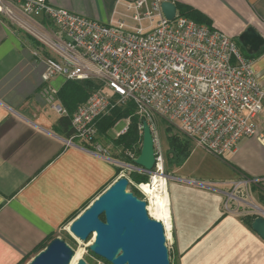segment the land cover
I'll list each match as a JSON object with an SVG mask.
<instances>
[{
  "label": "crops",
  "instance_id": "crops-1",
  "mask_svg": "<svg viewBox=\"0 0 264 264\" xmlns=\"http://www.w3.org/2000/svg\"><path fill=\"white\" fill-rule=\"evenodd\" d=\"M133 1L47 0L55 8L103 23L123 19L124 4ZM166 1L198 11L211 23L203 25L237 44L249 27L264 37V0ZM6 18L0 13V264H25L120 172L114 162L81 145H65L66 138L56 131L60 115L42 94L46 64ZM252 66L264 89V54ZM64 82L57 77L50 85L59 90ZM257 125L264 136V111ZM213 156L224 175L213 183L173 177L193 188L179 187L176 197L169 192L180 264H264V240L244 220L249 212L237 210L251 196L264 209L259 202L264 195V145L256 137L245 138L235 153ZM239 182L247 185L235 189Z\"/></svg>",
  "mask_w": 264,
  "mask_h": 264
},
{
  "label": "built area",
  "instance_id": "built-area-1",
  "mask_svg": "<svg viewBox=\"0 0 264 264\" xmlns=\"http://www.w3.org/2000/svg\"><path fill=\"white\" fill-rule=\"evenodd\" d=\"M164 1L126 3V11L120 13L123 19L103 23L55 8L47 0H0V13L30 31L47 50V55L38 51L34 55L46 64L42 94L55 112L68 115L57 99L58 89L50 85L53 79L101 84L73 113V134L64 143L81 145L114 162L129 184L133 181L126 173H148L150 180L137 188L151 218L156 195L169 194L165 152L154 115L176 124L185 136L217 157L235 153L245 138L256 137L264 145L257 125L264 111V89L252 61L232 38L216 29L178 12L173 20L167 19L162 11ZM44 18L55 30L46 28ZM127 103L135 106L141 119V134L145 122L151 128L152 172L134 163L136 152L125 153L128 163L114 159L100 140V118ZM156 178H164L165 190L157 189ZM240 185L247 182L236 183L234 188ZM168 206L171 209V200Z\"/></svg>",
  "mask_w": 264,
  "mask_h": 264
},
{
  "label": "water",
  "instance_id": "water-1",
  "mask_svg": "<svg viewBox=\"0 0 264 264\" xmlns=\"http://www.w3.org/2000/svg\"><path fill=\"white\" fill-rule=\"evenodd\" d=\"M162 11L173 20L177 6L164 1ZM240 41L248 53H257L264 46V37L254 27H249ZM134 163L148 172L155 165L154 139L146 122L141 153ZM128 186L126 177L118 178L70 223V234L82 242L94 235L90 251L110 264H171L164 224L149 216L146 201L129 191ZM251 227L264 240V211ZM74 256L72 246L56 238L26 264H71ZM76 264L88 263L79 259Z\"/></svg>",
  "mask_w": 264,
  "mask_h": 264
},
{
  "label": "trees",
  "instance_id": "trees-1",
  "mask_svg": "<svg viewBox=\"0 0 264 264\" xmlns=\"http://www.w3.org/2000/svg\"><path fill=\"white\" fill-rule=\"evenodd\" d=\"M178 13L180 16L187 17L191 20L199 24L211 25L210 21L203 16L198 11L184 6L177 5ZM43 23H49L47 19H42ZM14 27V26H13ZM15 28V27H14ZM16 29V28H15ZM18 31V29H16ZM34 41L33 39H31ZM35 42V41H34ZM238 46L242 50L245 58L247 60L253 61L258 58L260 55L264 54V47L257 53H247L243 48L242 44L239 42ZM100 83L95 80H84V81H67L65 82L58 92V100L63 107L67 110V116H60L57 122L56 131L65 138H69L73 134V128L71 124V117L73 113L76 111L79 105L87 101L89 96L95 92L99 87ZM123 119L129 120V125L127 131L119 137L111 138L115 147H118L123 150V152L134 151L137 150L136 155H140L141 153V141L142 135L139 130V125L141 120L139 116L136 114L135 106L132 103H127L125 105L117 106L113 108L109 114L100 118L98 121V131L100 136H108V132L117 125ZM174 125H167L165 128L166 140L168 144L167 150V162L168 165L173 166L175 168L182 167L187 160L190 158L193 150V141L189 139L187 136L183 135L179 131H175ZM121 171V168L118 169V172ZM131 177L137 181L147 180V175H139L138 173H131ZM139 198L141 194L133 190L132 191ZM259 202L264 206V195H260ZM77 216V215H76ZM74 216L73 218H75ZM256 215H248L245 217V221L248 225L251 226L252 222L256 218ZM70 219L68 222H71ZM102 220H105L104 216L101 217ZM57 237H51L46 244L41 245L37 250L36 254H38L41 250L45 249L48 244L56 239ZM92 253V252H91ZM95 255V254H94ZM98 257V256H97ZM100 258V257H99ZM102 259V258H100ZM104 260V259H102ZM107 262L106 260H104ZM26 261H24L25 263ZM108 263V262H107ZM26 264V263H25ZM110 264V263H108Z\"/></svg>",
  "mask_w": 264,
  "mask_h": 264
},
{
  "label": "rangeland",
  "instance_id": "rangeland-1",
  "mask_svg": "<svg viewBox=\"0 0 264 264\" xmlns=\"http://www.w3.org/2000/svg\"><path fill=\"white\" fill-rule=\"evenodd\" d=\"M5 17H7L6 19L10 23H12L16 29H18L20 36H22L24 39H26V41L33 46L35 51L40 52V54L42 53L44 55H47V50L44 47V45L30 31L21 27L16 20L12 19V17L7 16L6 14H5ZM43 24L46 26L47 29L55 30V26L53 24H51L50 22L48 24L47 23H43ZM144 26H146V24ZM31 39H33L35 42L32 41ZM65 82H67V81H65ZM59 90H58V92H59ZM57 99H58V95H57ZM59 102H61V101H59ZM153 122H154L156 130L159 134V140H160L161 146L165 152V173L168 176V179H167L168 189H169V192L171 193L172 197L178 196V194L180 192L179 187H184V186L186 187L187 186L186 188L193 189V188H191V186L189 187V185H185V184L177 181L173 177H176V178H194V179L200 178L204 181H212V183H213L215 179H218V178H221L222 176H224L222 173V169L219 167V165L214 160L215 157L213 156V154L209 153L205 148H202L199 145H197V143L192 139L191 140L193 141L192 143H193L194 147L192 150V154H191L190 158L188 159V161L186 162L185 166L181 170L177 171V168L168 165V162H167L168 144H167V140H166L165 128L169 124V125L175 126L176 132L177 131L181 132V131L176 124H172V123L168 122L166 119H164L163 117H160L157 115L153 116ZM128 125H129L128 119L121 120L120 122L117 123V125H115L108 132V136L110 138H116L118 134L122 133V131H124L128 127ZM101 142L105 145V148L108 150L111 157L115 158L118 161L128 163V161L125 157L126 152H123L122 149L115 147V145L112 142V139L110 142H106V143L103 141H101ZM142 142H143V135H142L141 147H142ZM136 150H137V148L133 152H135ZM121 171H120V177H121ZM126 174L129 175L130 179L133 181L132 184L131 183L129 184L128 190L131 192L133 190H136L141 194V192L137 188V185L140 183H145V182L149 181L150 175L148 173H142V174L138 173L139 175H147L148 178H147V180H144V181L143 180L137 181L131 177V174H128V173H126ZM141 197H142L141 199L143 200L142 194H141ZM250 198L251 199H247V201H248L247 205H245V204L238 205L237 210L240 212L248 211L249 215H252V214L256 215V216L261 215L264 211L263 207L261 205L257 204V199H253V196H251ZM173 200L175 202V199H173ZM230 202H232V200H230ZM233 207H236V206L233 205ZM225 209H228L226 204L224 206V210ZM202 211L206 212V209H199V212H202ZM171 212H172V207H171ZM69 225H67L65 228L61 229L56 234V237L61 238V239L65 240L68 244H70V246H72V248L75 250V253L79 249H82L83 252H82V258L81 259H85L88 264H108L104 260L100 259L96 255L91 253V251L89 249L90 245H92L94 242L95 236L92 235L88 239V241L82 242V241L74 238L70 234ZM164 226H165V224H164ZM172 226H173L172 232L170 229V232H169L170 236L169 237L167 236V229L165 226V232H166V238H167V247L169 249L171 264H180V256L176 252L175 218H174L173 212H172ZM76 263H77L76 261L73 262V264H76Z\"/></svg>",
  "mask_w": 264,
  "mask_h": 264
},
{
  "label": "bare ground",
  "instance_id": "bare-ground-1",
  "mask_svg": "<svg viewBox=\"0 0 264 264\" xmlns=\"http://www.w3.org/2000/svg\"><path fill=\"white\" fill-rule=\"evenodd\" d=\"M154 185L157 187V189L160 188L164 189L165 188L164 178H156V180L154 181ZM169 202L170 200H169L168 191H166L165 195L158 193L156 195V199H154L153 201L154 207L150 209L151 216L165 224L168 237L170 236L169 232L171 229V210L170 207L168 206ZM82 252H83L82 249L76 251L71 264H73L74 261L77 262L79 259L82 258Z\"/></svg>",
  "mask_w": 264,
  "mask_h": 264
}]
</instances>
